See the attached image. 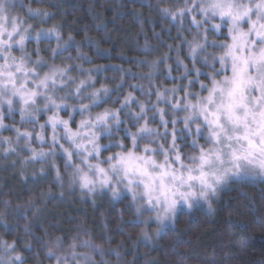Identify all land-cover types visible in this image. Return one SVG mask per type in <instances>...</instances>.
Masks as SVG:
<instances>
[{
    "label": "clouds",
    "instance_id": "9594fccd",
    "mask_svg": "<svg viewBox=\"0 0 264 264\" xmlns=\"http://www.w3.org/2000/svg\"><path fill=\"white\" fill-rule=\"evenodd\" d=\"M0 264H264V0H0Z\"/></svg>",
    "mask_w": 264,
    "mask_h": 264
}]
</instances>
